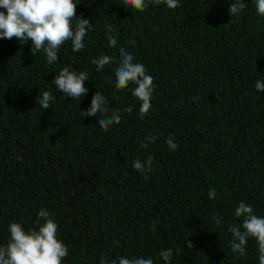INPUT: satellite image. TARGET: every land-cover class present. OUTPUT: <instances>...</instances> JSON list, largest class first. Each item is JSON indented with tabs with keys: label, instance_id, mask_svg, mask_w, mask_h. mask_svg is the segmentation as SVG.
<instances>
[{
	"label": "trees",
	"instance_id": "obj_1",
	"mask_svg": "<svg viewBox=\"0 0 264 264\" xmlns=\"http://www.w3.org/2000/svg\"><path fill=\"white\" fill-rule=\"evenodd\" d=\"M75 2L77 17L93 24L80 52L68 41L49 64L42 51L32 57L30 40L0 39V246L10 239V223L34 228L43 208L55 214L58 239L69 249L63 264H100L101 255L164 264L158 255L169 248V264H259L256 241L249 238L240 257L228 231L242 223L234 215L241 201L264 216V92L255 89L264 81V17L256 0H243L247 8L235 17V0L150 4L143 13L125 0ZM106 25L154 78L143 119L131 91L114 87L115 65L97 72L92 64L101 54L118 58ZM65 66L89 73L81 101L51 83ZM44 91L55 97L47 110L38 104ZM97 91L110 111L133 108L106 132L99 116L81 112ZM152 134L156 142L141 148ZM149 154L153 171L145 180L132 162Z\"/></svg>",
	"mask_w": 264,
	"mask_h": 264
},
{
	"label": "clouds",
	"instance_id": "obj_2",
	"mask_svg": "<svg viewBox=\"0 0 264 264\" xmlns=\"http://www.w3.org/2000/svg\"><path fill=\"white\" fill-rule=\"evenodd\" d=\"M75 0H0V39L12 40L27 43L31 41V55L34 57L38 52L46 54L49 64L58 62V52L62 45L71 41L73 53L80 52L85 48L84 39L92 30L93 24L89 19L83 18V13L77 17V5ZM125 4L134 10L143 13L150 4H164L168 9L179 8V0H125ZM245 8L243 0H235L229 8L231 17L237 16ZM256 9L260 16L264 17V0H256ZM234 23L231 19L229 24ZM227 24V25H229ZM225 25V26H227ZM108 46L118 48V58L101 54L98 58L92 59L96 71H103L106 66L114 64V87L117 90L128 89L131 95L140 102L139 114L143 119L152 108V98L155 88L154 78L146 71L144 64L136 62L134 55L124 47H118L115 36L110 33L113 26L106 25ZM135 43L134 41L132 42ZM90 79L87 71H75L71 66L63 67L58 75L51 81L55 88L63 93L65 97L81 101L89 92L85 87V81ZM113 83L112 79L108 81ZM133 85V88H129ZM255 89L264 92V81L257 79ZM38 101L43 110L50 108V102L55 101L51 91L40 93ZM194 102L198 97L191 98ZM121 111L131 113L133 108L129 105L126 108H108L106 97L99 91L93 95L90 107L81 110L85 117H100L98 126L103 131H108L110 126L119 125L122 120ZM157 136L149 135L140 147L147 149L150 143H155ZM169 151H176L178 144L169 135L166 139ZM154 156L147 155L144 160L139 158L132 162V167L139 172L145 180L149 179V174L153 171L152 165ZM215 188L209 189V199L214 200L217 196ZM234 215L242 220L240 226L229 225L228 231L232 235L230 242L231 251L239 254L240 257L246 255V246L249 238L256 241L258 245L259 264H264V216L254 214L252 206L244 201L239 202ZM212 220L219 225L221 219L215 213ZM156 221L152 223V231L156 230ZM35 227L25 230L21 223L13 221L8 225L10 239L6 246H0V264H63L64 259L69 254V249L58 239V225L55 222V214L49 213L46 209H40L35 221ZM118 243V242H117ZM186 246L192 249L194 245L191 240L186 242ZM173 256L172 249H164L159 252L158 259H162L164 264H169ZM100 264H154L151 257H125L120 256L112 259L101 255Z\"/></svg>",
	"mask_w": 264,
	"mask_h": 264
}]
</instances>
